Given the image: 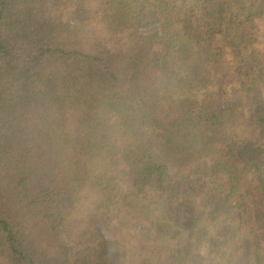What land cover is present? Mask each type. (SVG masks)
<instances>
[{"label":"trees","instance_id":"16d2710c","mask_svg":"<svg viewBox=\"0 0 264 264\" xmlns=\"http://www.w3.org/2000/svg\"><path fill=\"white\" fill-rule=\"evenodd\" d=\"M0 264H264V0H0Z\"/></svg>","mask_w":264,"mask_h":264},{"label":"rangeland","instance_id":"374dc122","mask_svg":"<svg viewBox=\"0 0 264 264\" xmlns=\"http://www.w3.org/2000/svg\"><path fill=\"white\" fill-rule=\"evenodd\" d=\"M248 252H249V248H247L244 252V255L247 256L248 255Z\"/></svg>","mask_w":264,"mask_h":264},{"label":"clouds","instance_id":"9594fccd","mask_svg":"<svg viewBox=\"0 0 264 264\" xmlns=\"http://www.w3.org/2000/svg\"><path fill=\"white\" fill-rule=\"evenodd\" d=\"M96 223H99V221H97Z\"/></svg>","mask_w":264,"mask_h":264}]
</instances>
